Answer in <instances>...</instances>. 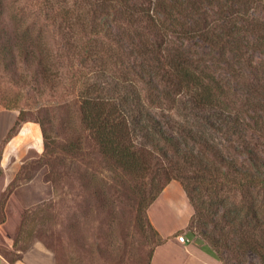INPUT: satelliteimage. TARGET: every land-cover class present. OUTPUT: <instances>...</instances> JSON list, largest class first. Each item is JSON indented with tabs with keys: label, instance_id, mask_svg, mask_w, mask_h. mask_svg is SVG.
Here are the masks:
<instances>
[{
	"label": "trees",
	"instance_id": "trees-1",
	"mask_svg": "<svg viewBox=\"0 0 264 264\" xmlns=\"http://www.w3.org/2000/svg\"><path fill=\"white\" fill-rule=\"evenodd\" d=\"M262 2H38L39 12L53 25L61 20L55 31L68 57L72 53L88 70L77 78L66 77L74 81V101L88 139L83 148L71 142L66 152L76 146L78 156H85L86 147H92L124 175L151 177L148 204L172 181H180L196 212L193 226L199 223L208 242L202 250L221 264H264V148L247 136L252 130L264 139V122L257 119L251 127L231 113L221 82L210 73L216 61L228 65L231 75L245 78L246 70L256 72L252 53L264 56V22L258 27L254 12ZM14 33H7L13 46L0 44V72L21 78L39 59L26 51V35L19 36V28ZM195 40L217 49L218 57L196 59L198 54L186 48ZM55 60L50 56V67ZM257 67L262 76L251 83L254 97L245 101L251 108L246 113L264 110V63ZM49 76L58 80L61 75ZM22 116L24 111L9 138L27 123ZM36 123L48 148L46 124ZM233 151L236 157L230 155ZM124 175L119 176L121 186L135 191ZM201 187L218 192L207 201Z\"/></svg>",
	"mask_w": 264,
	"mask_h": 264
},
{
	"label": "rangeland",
	"instance_id": "rangeland-1",
	"mask_svg": "<svg viewBox=\"0 0 264 264\" xmlns=\"http://www.w3.org/2000/svg\"><path fill=\"white\" fill-rule=\"evenodd\" d=\"M41 1L2 0L0 7V44L13 46L14 39L7 33L16 35L14 31L19 28V36L27 37L26 51L39 59L34 68L21 73V78L8 71L0 72V254L7 264H149L157 249V264H168L170 256L179 257L172 264H180L183 249L170 245L162 248L167 240L183 235L188 245L200 249L208 245L199 223L195 221L193 226L196 212L187 192L180 181L174 180L156 201L148 204L153 194L146 192L152 186L151 177L124 175L102 160L92 147H86L85 156H78V147L88 139L79 105L74 101V81L66 77L77 78L88 70L72 53L68 57L65 42L55 31L61 20L56 19L53 25L45 12L40 13ZM262 3L254 12L258 27L264 22ZM186 48L198 54L196 59L205 57L210 61L218 57L217 49L205 47L200 40ZM252 55L256 72L246 70L242 74L245 78L229 74L230 67L222 62L216 61V67L210 68L212 77L225 90L229 99L225 104L230 105L231 113L251 127L257 119L264 122V110L245 112L251 109L245 101L254 97L255 85L251 83L262 76L257 64L264 63L259 52ZM50 56L56 57L54 68L48 63ZM32 60L28 63L33 64ZM49 74L62 78L55 80ZM21 111L22 118L31 123V130L6 144L11 131L18 130L17 122L8 128L14 119L12 113L17 117ZM37 121L46 124L48 148ZM247 136L253 138V145L264 148V139L254 131ZM71 142H79L78 147L66 152ZM234 154L237 153L230 155L236 157ZM120 175L135 191L124 190ZM208 190H199L207 201L218 192Z\"/></svg>",
	"mask_w": 264,
	"mask_h": 264
},
{
	"label": "crops",
	"instance_id": "crops-1",
	"mask_svg": "<svg viewBox=\"0 0 264 264\" xmlns=\"http://www.w3.org/2000/svg\"><path fill=\"white\" fill-rule=\"evenodd\" d=\"M14 116V119L12 122H10L8 128L12 126V128L15 126V123L17 122V117L15 113H12ZM31 123H24L19 128V134L13 140L12 138H8L6 140V144H12V142H15L18 138H20L21 135H26L31 130L30 128ZM5 144V145H6ZM6 151V150H5ZM178 246L183 249V254L181 255V263L180 264H220L216 259L210 257L207 253H205L202 249L194 246V245H188L187 243H181L178 240V237H174L173 239L167 240V243L162 248H165L166 246ZM161 249V247H159ZM157 249L153 252L149 264H157L158 258L156 254ZM184 256V257H183ZM186 257V258H185ZM179 258V257H178ZM178 258L173 259L172 256L166 260L168 264H172L174 261L178 260ZM48 263V262H47ZM0 264H7L4 257L0 254ZM16 264H31V262L27 261H18ZM52 264V263H51Z\"/></svg>",
	"mask_w": 264,
	"mask_h": 264
},
{
	"label": "built area",
	"instance_id": "built-area-1",
	"mask_svg": "<svg viewBox=\"0 0 264 264\" xmlns=\"http://www.w3.org/2000/svg\"><path fill=\"white\" fill-rule=\"evenodd\" d=\"M178 240H179V242H181V243H185V244L189 242V240L186 239V237L183 236V235L179 236V237H178Z\"/></svg>",
	"mask_w": 264,
	"mask_h": 264
}]
</instances>
